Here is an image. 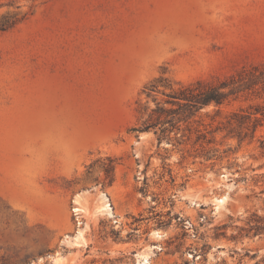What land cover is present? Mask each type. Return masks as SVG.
<instances>
[{
  "label": "rangeland",
  "instance_id": "1",
  "mask_svg": "<svg viewBox=\"0 0 264 264\" xmlns=\"http://www.w3.org/2000/svg\"><path fill=\"white\" fill-rule=\"evenodd\" d=\"M253 66L264 0H0V264H264L261 84L132 130Z\"/></svg>",
  "mask_w": 264,
  "mask_h": 264
},
{
  "label": "trees",
  "instance_id": "2",
  "mask_svg": "<svg viewBox=\"0 0 264 264\" xmlns=\"http://www.w3.org/2000/svg\"><path fill=\"white\" fill-rule=\"evenodd\" d=\"M259 84L264 89V68L253 66L240 71L237 75L219 80L216 84L197 83L196 85L188 86L179 92L169 95L168 104L171 106L170 108L157 109L154 111V114H156L155 118H153V114L150 115L139 127L132 130L133 132L152 130L156 136L158 147H160L164 140L168 142L177 140L175 137L176 133H174V138H170V134L178 122H187L199 109L207 105L214 104L216 107H221L230 102L231 99H237L239 94L254 90ZM156 88V85H150V88L147 89V94L155 91ZM263 117L264 104L263 106L254 107L251 111H234L230 114L226 123L230 133L236 130L235 135L238 138L246 139L253 137L257 127L262 125ZM175 118L178 121H175ZM197 132L196 142L201 138L203 140L206 139L205 133H201L198 130ZM106 172L108 173V169H106ZM253 228L257 230L258 225H255L251 229Z\"/></svg>",
  "mask_w": 264,
  "mask_h": 264
}]
</instances>
